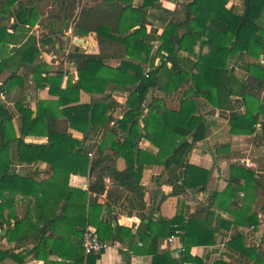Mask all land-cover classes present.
Here are the masks:
<instances>
[{
    "label": "trees",
    "instance_id": "1",
    "mask_svg": "<svg viewBox=\"0 0 264 264\" xmlns=\"http://www.w3.org/2000/svg\"><path fill=\"white\" fill-rule=\"evenodd\" d=\"M25 1L0 0V20L9 19V15L15 19L9 26L0 25V44L8 46L15 42L17 45L12 48L11 57L0 63V75L5 68L17 67L0 87V94L25 89L29 80L18 72L26 68L32 72L35 89L48 88L50 95L57 99L38 102L35 109L27 101H18L22 118L19 137L13 115L0 100V241L10 246L8 249L0 248V264H27L40 258L39 254H44L42 260L45 264H57L50 261L52 255L64 258L52 244V235L49 237L61 220L57 215L46 218L39 206L38 219H31L30 215L25 219L17 216L16 203L30 201L45 195V192L35 176L14 170L16 163L48 164L51 170L46 174L47 178L69 181L72 175L77 174L83 157L93 154L91 168L94 176L89 183V193L94 199L85 220V224L86 221L88 223L79 231L82 253L75 258V263L98 264L102 253L87 255L83 248V235L87 229L97 231L94 227L103 209L99 199L105 195L116 203L120 191L126 190L136 196L139 209L146 207V189L142 185L146 164L139 149L143 138L158 149L155 159L148 163L163 165L167 171L185 168V179L177 194L205 189L212 175L211 171L187 163L193 145L205 140L209 134L203 108L199 106L198 109L200 99L213 107L207 115H212L215 109L232 111L231 134L253 135L260 125L258 133L264 139V65L260 63L264 56V25L261 23L264 0H246L243 15L228 8L229 0H191L181 7L184 17L174 16L161 37L148 33L146 28L148 10L162 8L159 0L155 3L144 0L138 8L133 6L132 0H94L95 4L90 7L80 2L70 31L52 29L51 36L61 37L70 32L74 38L82 39L95 35L99 49L96 54L71 52L68 55L76 65L78 81H69L65 89L61 88L63 69L62 73L50 76L41 63L39 46L44 40L35 34L28 36L35 27L45 25L46 7L40 0ZM9 29L15 31L14 36ZM18 36L20 38L16 40ZM156 41L159 45L155 48ZM56 43L55 40L45 41L53 50ZM243 53L258 62L250 65L249 78L236 93L229 61ZM184 55L194 59L189 69ZM111 60L119 61V66L110 67L108 61ZM147 68L150 72L146 75ZM183 86L188 87V92L179 111L168 110L156 101L149 104L152 91L173 92ZM115 92L129 94L123 115L118 119L114 114L121 105L114 97ZM83 94L92 96L91 102L81 103ZM236 94L246 107L244 114L235 99ZM112 122L114 125L111 126ZM98 127L106 131L94 151L87 149L84 141H78L69 134V130L74 129L88 138ZM27 139L35 141L27 142ZM42 139L46 142L41 143ZM119 158H124L127 163L124 172L117 169ZM231 170L236 176H232L227 189L214 193L210 207L200 209L188 221L178 216L172 220L161 219L155 223L158 227L155 234L152 223H143V228L136 235L143 243L146 237L150 238L151 246L147 252L153 255V264H207L191 256L193 247L210 243L214 237L213 233L203 231L202 239L192 240L199 235L195 226L197 221L204 219L213 206L233 212V208L238 207L239 195L248 189L255 194L264 193V174L235 166ZM243 179L245 186H241ZM239 210L243 211L242 208ZM260 213H264V207H257L252 212L248 219L249 227L258 225ZM124 232L129 234L131 241L137 237L131 234L130 229L120 228L114 239L117 240L118 235L126 239ZM179 234L183 236L185 245L180 258L159 252L161 240ZM31 242L39 244L29 249ZM240 244L243 242L238 238L228 245L236 248ZM260 250L261 247L244 248L243 253L253 257L254 264H262ZM131 251L132 247L121 250L123 264H131L134 254ZM218 264L228 263L222 260Z\"/></svg>",
    "mask_w": 264,
    "mask_h": 264
},
{
    "label": "crops",
    "instance_id": "2",
    "mask_svg": "<svg viewBox=\"0 0 264 264\" xmlns=\"http://www.w3.org/2000/svg\"><path fill=\"white\" fill-rule=\"evenodd\" d=\"M152 1L155 3V0ZM190 1L159 0L162 6L161 9L150 8L148 10L147 32L155 34L156 37H161L167 24L174 16L184 17L181 7ZM80 2L89 7L95 4L94 0H77V3H75V0H64V4L60 7L57 0H40V3H43L46 7L45 25L35 27L28 33V36L35 34L39 39L44 40V43L39 46L41 49V63L48 70L50 76L62 73L63 67L60 61L64 51L68 48L72 52L81 54L98 53L99 47L95 35H89L82 39L78 38L79 43L77 46L71 45V40L74 37L70 32L61 37L51 36L52 29L60 30L62 28L66 32L70 31L72 22L78 13ZM132 2L133 6L138 8L143 5L144 0H132ZM25 3L28 4L27 1ZM227 6L238 15H243L246 12V0H229ZM14 20V17L9 15V19L0 20V25L9 26ZM261 23H264V8ZM9 33L13 36L15 35V31L12 29H9ZM18 38L20 36L16 40H19ZM52 40L57 42L55 50L52 49L51 45L45 44V41L50 42ZM158 45L159 42L156 41L154 43L155 48ZM16 46L15 42L8 46L0 44V63L11 57V50ZM184 57L187 64L186 68L189 69L193 65L194 59L188 55H184ZM257 62V60L249 57L246 53L239 55L238 58L230 59L229 68L235 81L234 89L236 93L240 90L241 84L248 80L250 65ZM260 63L264 65V56H262ZM108 65L117 68L119 61H108ZM16 68L15 65H12L4 69L0 75V87L11 77V71ZM18 75L24 76L29 80V83L25 85V89L20 91L14 89L11 94H0V100L6 104L8 111L13 115V124L19 137L22 118L17 107L18 101H27L30 107L35 109L38 102L56 100L57 98H53L50 95L48 88L35 89L30 70L23 68L18 72ZM69 81L77 83L78 76L68 75L64 77L61 88L65 89ZM187 92V86H183L173 92L152 91L149 95V104L156 101L168 110L179 111L186 100ZM128 96L129 94L126 93H114V97L121 105L114 114V118L122 117ZM99 97L97 96V98ZM235 99L239 101L240 111L244 114L246 107L243 101L239 99L238 94H236ZM91 100L92 96L87 94H83L81 97V103H89ZM199 106L203 108L202 114L206 116L209 134L205 140L196 142L193 145L188 153L187 163L211 171L212 175L208 187L202 190H187L184 193L177 194L185 179V168L181 167L167 171L163 165L155 164L154 162L148 163L150 160L155 159L158 149L151 141L143 138L139 142V149L144 156L142 161L146 164L142 178V185L146 189V207L143 210L139 209L136 196L126 190L120 191V198L116 203L109 201L105 195L99 199L103 209L99 215L97 226L94 228L98 231L100 239L107 243L108 248L102 253L98 264H123L121 250L126 251L130 247H132L134 252L131 264H153V255L147 252L151 246L150 238L144 237L143 243L140 237L136 235L143 228V223L147 225L152 223L153 233L155 234L158 231L155 223H158L161 219L172 220L178 216L188 221L200 209L210 207L212 195L216 192L222 193L225 191L232 176H236L232 173V166L245 168L255 174H264L263 135L260 137L261 135L258 132L253 135H233L231 134L230 126L232 113L230 109H215L212 115H207V112L213 111V107L204 99H200ZM104 131H106L105 128L98 127L89 134L88 138L84 133L74 129H70L69 134L78 141H84L86 148L94 151L97 147L96 141L99 134ZM26 141L34 142L35 140L27 139ZM40 142H46V139H42ZM91 159L92 157L89 154L84 156L77 174L72 175L69 181L47 178L46 174L51 170L48 164L27 165L16 163L13 165V169L20 174L35 176L36 181L45 192V195L15 204V212L19 219H25L28 215L31 216V219H38L37 207L39 206L42 207L44 217L57 215V219H61L58 220V224L56 223L54 229L49 233V237L52 235L51 241L58 250L57 252L64 256V258L56 255L50 257V261H54L57 264H76L75 258H79L82 253L79 243L81 239L79 231L88 223L86 221L85 224V220L88 217L90 204L94 199V196L89 193V183L94 176V172L91 174ZM245 161H250L254 167L252 169L247 168L244 165ZM126 168L125 159L119 158L117 161L118 171L124 172ZM107 183H110L109 179H107ZM241 186H245V179L241 181ZM237 204L238 207H234L233 212L229 210L223 211L217 206H213L211 212L204 219L197 221L195 226L199 235L194 236L192 240L202 239L203 236L201 234L203 231L213 233L214 237L210 243L193 247L191 249L192 257L207 264H218L222 260H225L228 264H254L253 257L243 253V249L260 247L264 237L262 231H251V227L248 226V219L252 212L257 207H264V193L255 194L251 189H248V192H242L239 195ZM239 208H242L243 211L240 212ZM120 228L124 230L130 229L131 234L137 237L134 236L135 238L131 241L129 234L124 232V235L127 236L126 239L118 235L119 238L115 240L114 235ZM3 234L5 235L6 232ZM148 235L151 236V232H148ZM238 238L242 240L243 244L236 248L228 245L231 240ZM38 244L39 242L29 243V249ZM184 246V238L179 234L161 240L159 252L180 258L183 254ZM222 246H224V251L221 250ZM0 248L8 249L10 246L7 242L0 241ZM260 254L263 258L262 264H264V252L260 250ZM39 255L41 256L40 258L32 259L27 264H45L44 260H42L44 254ZM186 264L196 263L190 262Z\"/></svg>",
    "mask_w": 264,
    "mask_h": 264
},
{
    "label": "built area",
    "instance_id": "3",
    "mask_svg": "<svg viewBox=\"0 0 264 264\" xmlns=\"http://www.w3.org/2000/svg\"><path fill=\"white\" fill-rule=\"evenodd\" d=\"M78 43H79L78 38H73L71 40V45H73V46H77ZM71 52L72 51L69 48L66 49L64 51V54H63L62 59L60 61L61 66L63 67L64 77H66L68 75H72L74 77L78 76L75 63L71 62L68 59V55ZM149 72H150V68H147L146 75ZM110 125L111 126L114 125V122H112ZM260 130H261V126L259 125L257 127V132H260ZM103 135H104V132H102V134H99V137L96 141L97 146L101 143ZM89 156L93 157V154L90 153ZM244 165L250 169H252L254 167L253 164L250 163V161H245ZM258 220H259L258 225L251 226V231H259L260 230L264 233V213H260L258 215ZM171 239H173V238H171ZM260 247H261V250L264 252V237L261 241ZM83 248H84V251L87 255L99 254V253L105 252L106 249L108 248V245L106 243L102 242V240L100 239L98 231H94L92 229H87L83 235ZM221 250L224 251V246H222Z\"/></svg>",
    "mask_w": 264,
    "mask_h": 264
},
{
    "label": "water",
    "instance_id": "4",
    "mask_svg": "<svg viewBox=\"0 0 264 264\" xmlns=\"http://www.w3.org/2000/svg\"><path fill=\"white\" fill-rule=\"evenodd\" d=\"M58 5L61 7L64 4V0H57ZM75 3H77V0H75ZM198 109H199V105H198ZM94 169H92L91 174H93Z\"/></svg>",
    "mask_w": 264,
    "mask_h": 264
},
{
    "label": "rangeland",
    "instance_id": "5",
    "mask_svg": "<svg viewBox=\"0 0 264 264\" xmlns=\"http://www.w3.org/2000/svg\"><path fill=\"white\" fill-rule=\"evenodd\" d=\"M264 24V23H263Z\"/></svg>",
    "mask_w": 264,
    "mask_h": 264
}]
</instances>
